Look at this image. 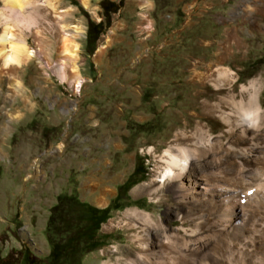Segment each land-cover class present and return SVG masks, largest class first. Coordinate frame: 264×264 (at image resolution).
Instances as JSON below:
<instances>
[{
	"label": "rangeland",
	"instance_id": "1",
	"mask_svg": "<svg viewBox=\"0 0 264 264\" xmlns=\"http://www.w3.org/2000/svg\"><path fill=\"white\" fill-rule=\"evenodd\" d=\"M102 1L56 4L62 24L82 29L80 88L39 57L0 66V259L50 263L52 249L87 224L71 204L53 211L59 197L111 202L138 166L146 174L120 208L75 247L55 248L53 264H264V210L253 196L264 181V0H107L120 5L108 15ZM100 21L101 31L92 26ZM25 23L28 46L40 43L56 64L53 14L41 9ZM254 105L253 125L244 112ZM179 148L195 152L189 177L229 188L245 246L240 232L221 228L218 193L199 202L178 197L173 179L155 181L164 151ZM130 209L151 224L117 225Z\"/></svg>",
	"mask_w": 264,
	"mask_h": 264
},
{
	"label": "bare ground",
	"instance_id": "2",
	"mask_svg": "<svg viewBox=\"0 0 264 264\" xmlns=\"http://www.w3.org/2000/svg\"><path fill=\"white\" fill-rule=\"evenodd\" d=\"M1 1L3 3V7L0 8V25L2 28L0 34V66L13 69L27 63L33 57H39L44 60L48 67L54 68L55 73H57L62 80H65L75 89L80 88L83 85L84 78L82 77L77 65L79 44L76 37L82 32V29L79 24H71L69 28H67L60 22L62 15L66 12L64 9H56L58 0ZM81 1L85 4L88 0ZM41 9L52 13L55 22H57L58 58L57 61H55L56 64L54 65L48 62L49 60L44 56L45 54L41 44L37 43L35 47L28 46L25 38L22 36L23 34L21 35L22 31H20L23 25L25 27V22L40 15ZM109 42L110 36H106V45ZM106 45L99 46L95 53L99 54ZM217 72L224 74L225 70L220 69L217 70ZM12 82L10 84H12ZM252 98H255V94H253ZM257 111L258 106L254 105L252 109L245 110L244 112V116L247 117L255 115V117L251 119L253 121V125L258 120V115L256 116ZM194 157L195 152L186 148H179L176 153L172 152L170 149L165 150L162 157L165 161V165L157 171L155 181L162 182L165 179H173L176 183L175 189L178 197L199 202L208 201L209 199L208 197L206 198V196H213L218 193L217 198L219 199L216 201L214 208L217 209V217L219 218L221 228L224 229L225 227H230L231 229H235L240 232L242 236L241 245L245 246L248 241L247 239L250 238V236L243 234L245 231L244 227H239L242 223L238 221V217L241 215L243 216L242 211L235 203L230 202L228 198L224 196V192H227L229 188L220 185L215 186L212 182L210 183L208 180L203 178L192 179L189 177L186 169L190 166L191 160ZM198 179L200 182H198ZM190 183H193V186L188 185ZM215 188H217V192L215 191ZM255 188L256 192H253V196L257 201L258 207L264 210V181H260ZM141 189L142 188L139 186L134 189L133 193L138 194ZM97 200L99 204L103 205L106 203L103 196H98ZM135 219H141L143 221L147 220L148 223L151 224L150 217L146 213L137 209L125 211L123 213V218H120L116 223L117 225L125 226L127 228L134 227L135 222L133 221ZM115 225L114 221L110 220L105 224V227L109 229ZM164 234V242L166 243L169 240V236L166 232H164ZM133 239V241L140 243L139 236H135ZM146 262L147 260H144L143 264H146ZM248 264H260V262L256 258H251Z\"/></svg>",
	"mask_w": 264,
	"mask_h": 264
},
{
	"label": "trees",
	"instance_id": "3",
	"mask_svg": "<svg viewBox=\"0 0 264 264\" xmlns=\"http://www.w3.org/2000/svg\"><path fill=\"white\" fill-rule=\"evenodd\" d=\"M120 5H115L114 3H111L107 0H103L101 2V7L103 10V13L105 15H108L111 12H116L118 10ZM92 26L99 31L102 30V22H98L96 24H92ZM146 174L145 171H140L139 167L136 166L133 170V172L127 177V179L118 187L117 195L114 197V199L104 208L96 207L88 202L80 201L79 199L72 197V196H61L58 199V204L55 205L52 209L53 211H56L59 209V206L61 204H71L77 208V217L80 219H83L87 221V224L76 231V233L68 238L64 243L55 246L52 251L50 252V263L53 264L57 260V256H55V248H73L80 242V239L83 236H86L88 234H94L96 230L99 229L100 225L104 223L109 218V213L113 209H119L120 206L118 205L119 200L126 194V192L131 188L132 185L136 183L134 178L138 175L142 178ZM92 232V233H91ZM89 249H94L101 246V243H91L88 245ZM28 263L33 264L34 261L30 260L28 258ZM0 264H18L17 260H9L6 259H0Z\"/></svg>",
	"mask_w": 264,
	"mask_h": 264
},
{
	"label": "crops",
	"instance_id": "4",
	"mask_svg": "<svg viewBox=\"0 0 264 264\" xmlns=\"http://www.w3.org/2000/svg\"><path fill=\"white\" fill-rule=\"evenodd\" d=\"M116 195H117V192H116ZM116 195H115V196H116ZM101 196H103V195H101ZM115 196H114V197H115ZM103 197H104V196H103ZM104 200L106 201L105 204H103V205H100V204H99V205H94V206L99 207V208H104V207H106V206L110 203V199H109V198H108V199H105V198H104Z\"/></svg>",
	"mask_w": 264,
	"mask_h": 264
}]
</instances>
